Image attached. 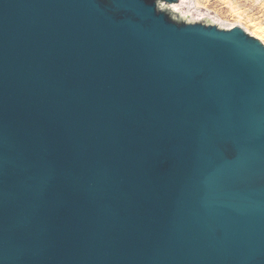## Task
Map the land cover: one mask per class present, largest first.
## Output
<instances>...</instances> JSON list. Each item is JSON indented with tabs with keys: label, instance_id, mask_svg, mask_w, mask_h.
I'll list each match as a JSON object with an SVG mask.
<instances>
[{
	"label": "water",
	"instance_id": "95a60500",
	"mask_svg": "<svg viewBox=\"0 0 264 264\" xmlns=\"http://www.w3.org/2000/svg\"><path fill=\"white\" fill-rule=\"evenodd\" d=\"M0 264H264V44L201 0H0Z\"/></svg>",
	"mask_w": 264,
	"mask_h": 264
},
{
	"label": "rangeland",
	"instance_id": "374dc122",
	"mask_svg": "<svg viewBox=\"0 0 264 264\" xmlns=\"http://www.w3.org/2000/svg\"><path fill=\"white\" fill-rule=\"evenodd\" d=\"M201 2L204 13L213 19L227 28L239 25L264 44V0H201Z\"/></svg>",
	"mask_w": 264,
	"mask_h": 264
},
{
	"label": "bare ground",
	"instance_id": "6f19581e",
	"mask_svg": "<svg viewBox=\"0 0 264 264\" xmlns=\"http://www.w3.org/2000/svg\"><path fill=\"white\" fill-rule=\"evenodd\" d=\"M259 32V31H258Z\"/></svg>",
	"mask_w": 264,
	"mask_h": 264
}]
</instances>
